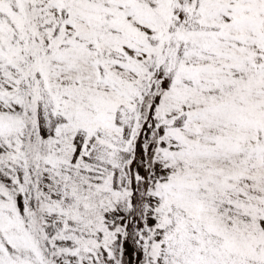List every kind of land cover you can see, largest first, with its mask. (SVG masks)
Here are the masks:
<instances>
[{"label": "snow or ice", "instance_id": "obj_1", "mask_svg": "<svg viewBox=\"0 0 264 264\" xmlns=\"http://www.w3.org/2000/svg\"><path fill=\"white\" fill-rule=\"evenodd\" d=\"M0 264H264V0H0Z\"/></svg>", "mask_w": 264, "mask_h": 264}]
</instances>
